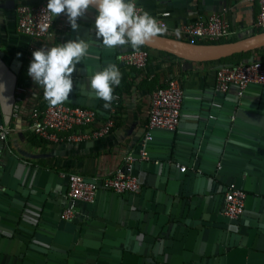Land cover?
Returning <instances> with one entry per match:
<instances>
[{"label":"crops","instance_id":"crops-1","mask_svg":"<svg viewBox=\"0 0 264 264\" xmlns=\"http://www.w3.org/2000/svg\"><path fill=\"white\" fill-rule=\"evenodd\" d=\"M41 1L0 0V55L18 71L12 129L6 142L0 140V264H264V84L250 83L242 95L235 85L219 93L215 71L224 65L222 58L193 61L152 48L146 68L126 66L118 56L128 45L108 49L96 40L93 8L78 21L88 27L86 35L62 14L53 16L49 36L34 40L17 30L15 6ZM137 1L149 14L170 12L165 36L185 40L183 26L213 12L230 23L229 41L259 32L257 1ZM77 38L95 42L73 73L65 103L98 112L94 123L78 130L96 129L109 116L115 126L99 137L49 142L30 128L32 109L49 105L43 87L27 74L32 52ZM254 55L262 57L264 47ZM109 64L117 65L122 78L106 109L89 81ZM175 77L184 93L180 122L173 131L154 129L147 161L135 159L145 184L142 194L100 188L93 202L79 203L80 218L63 221L62 193L68 189L63 173L91 180L123 168L148 131L152 92ZM7 146L28 163L10 157ZM194 158L197 171L180 168ZM232 182L247 193L237 220L222 212Z\"/></svg>","mask_w":264,"mask_h":264},{"label":"built area","instance_id":"built-area-1","mask_svg":"<svg viewBox=\"0 0 264 264\" xmlns=\"http://www.w3.org/2000/svg\"><path fill=\"white\" fill-rule=\"evenodd\" d=\"M257 1L259 11L254 26L259 31H264V0ZM138 9L145 11L144 7L135 0ZM47 0L37 4L18 3L15 6L17 16V30L34 40H41L51 34L53 16L46 10ZM166 26L165 17L169 11L158 14H150ZM184 39L191 43L200 41H214L228 37L231 26L223 13L213 12L209 15H201L189 21L183 26ZM150 52L146 48L132 49L122 52L118 58L126 66H134L140 69L146 68ZM250 83L264 84V60L240 62L237 64H224L216 68L215 89L218 92H226L232 85L238 88V94L242 95ZM183 89L178 78H171L165 84L157 86L151 94V102L148 110V131L143 137L146 142L152 136L154 129L175 130L180 122L183 102ZM119 98L116 95V100ZM17 108L18 105H15ZM98 112L92 107L72 105L64 103L56 107L46 106L43 109L34 107L31 111V130L49 142L76 141L89 137H99L109 133L115 126L113 117L109 116L98 128L90 130H78L80 127L89 126L96 121ZM11 126L0 124V140L6 142L11 132ZM9 147V146H8ZM10 148V147H9ZM144 158L146 152L141 150ZM133 157L129 153L125 159L123 168L114 174L88 180L77 172L63 173L68 175V189L66 201L61 209L60 217L64 220H72L76 217L75 209L78 203H91L95 200L98 189H107L117 193H137L141 184L137 176L131 173ZM182 170L186 166L180 167ZM247 193L235 183H230L224 191L223 214L230 219H238L245 212Z\"/></svg>","mask_w":264,"mask_h":264},{"label":"clouds","instance_id":"clouds-1","mask_svg":"<svg viewBox=\"0 0 264 264\" xmlns=\"http://www.w3.org/2000/svg\"><path fill=\"white\" fill-rule=\"evenodd\" d=\"M90 8L97 13L94 19L96 40L108 49L128 44L133 49H139L167 32L165 25L147 11L138 9L135 0H47L46 5L47 12L52 16H66L73 30L79 28L78 21L88 14ZM176 35L179 36V30ZM94 42L77 38L32 52L27 74L36 85L43 87L44 99L51 107L68 100L74 88L73 73L78 70L77 65L90 55ZM121 78L116 64L107 65L90 78V89L97 99L105 102L106 109L115 98L114 86L120 85ZM5 91V84L0 82V100L7 105L9 98L3 95Z\"/></svg>","mask_w":264,"mask_h":264},{"label":"water","instance_id":"water-1","mask_svg":"<svg viewBox=\"0 0 264 264\" xmlns=\"http://www.w3.org/2000/svg\"><path fill=\"white\" fill-rule=\"evenodd\" d=\"M7 4H14V0H7ZM79 32L87 34L88 27H80L78 28ZM149 48L152 49H159L166 52H169L171 54H174L177 57H180L182 59L187 60H193V61H208V60H218L221 58H225L228 56H232L236 53L241 52H247L251 51V55L244 61H252L255 60L254 51L256 49H259L261 47H264V31L256 32L252 35L246 36L244 38H240L235 41H227V42H219V43H191L183 39L169 37L165 35H159L155 38H153L150 42L146 44ZM133 48L130 44H128L127 47L123 49V52L130 51ZM17 76L18 71L13 66H10L4 58L0 55V82L4 83L6 86V91L3 93V95L8 99L7 105H5L4 101L0 100V111L3 114L4 121L0 120V124L3 123L5 125H10L12 114H13V108L14 104L16 102V88H17ZM260 84V83H259ZM238 92V91H237ZM223 93V92H219ZM213 116V115H212ZM173 131V130H171ZM152 135V133H151ZM149 140L146 142L142 139L139 145L136 148L130 149V154L134 158L131 166V173L135 176H137L138 181L141 184V189L137 193L132 192H126L128 195H139L142 194L144 191V180L140 174L139 171L136 170L135 166V159H142V162H146V158H144L141 154V150L146 151V143H148ZM7 152L10 157L16 160H20L24 163H28L27 160H25L21 155L16 154L11 150L8 146ZM146 156H148L146 154ZM222 156V154H221ZM219 156V157H221ZM149 158V157H148ZM197 159H193L190 163L186 165L187 170H195L197 171L199 168L197 167ZM219 159H216V162ZM156 163V161H154ZM180 164L182 162L179 161ZM64 179L68 181V175L64 176ZM237 186L241 187L237 183H235ZM244 189V187H242ZM66 194V192H63L62 195ZM66 201V199H65ZM65 202L63 203L62 207L64 206ZM89 204V203H85ZM77 214L76 217L69 221H76L78 218L82 216V210L79 207V203L75 207ZM228 220H237V219H230L227 216H225ZM239 219V218H238ZM63 221H66L62 219Z\"/></svg>","mask_w":264,"mask_h":264},{"label":"trees","instance_id":"trees-1","mask_svg":"<svg viewBox=\"0 0 264 264\" xmlns=\"http://www.w3.org/2000/svg\"><path fill=\"white\" fill-rule=\"evenodd\" d=\"M229 40H233V39L232 38H227V39L226 38H220V39L214 40L212 42H223V41H229ZM204 42H209V41H204ZM142 47L148 49L149 52L151 50V48H149L146 45H144ZM250 55H251V52L250 51L236 53V54H234L232 56H228V57L222 58L219 62H221L223 64H237V63H240V62H244ZM259 59L264 60V55H262V57H260ZM45 107L46 106L40 107V109H43Z\"/></svg>","mask_w":264,"mask_h":264}]
</instances>
